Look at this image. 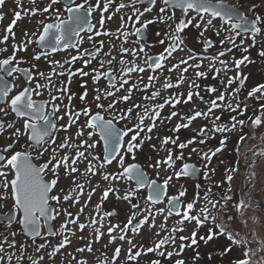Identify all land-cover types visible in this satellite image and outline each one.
<instances>
[{"label":"snow or ice","instance_id":"6c2138e0","mask_svg":"<svg viewBox=\"0 0 264 264\" xmlns=\"http://www.w3.org/2000/svg\"><path fill=\"white\" fill-rule=\"evenodd\" d=\"M6 0H0V8L5 5ZM43 0H39L42 3ZM161 5L158 14L151 19L142 20L146 13H152L157 4V0H149L150 6L141 8L136 5L143 4V0H48V3L42 8L38 6V0H27L29 7H24V0H14L17 9L14 12V19L7 27L6 34L0 39V44H6L11 36L13 43L11 45V54L0 58V208L7 207V201H12V207L8 212L0 214V220L4 221L5 230L13 222L20 226V233L29 238L33 244V251L41 253L46 247L51 246L49 237L61 236L60 242L52 247V251L47 255L55 264V256L61 254V250L72 246L71 237L76 236L77 231L83 233L89 229L88 237L80 235L77 237L85 241L82 246L75 248V253H92L93 244L100 243L102 238L107 236V244L103 245L107 249L110 245L120 241L114 249L112 259L109 261L105 257V264H117L121 256L123 244H127V253L124 264H140V258L143 255L154 253L157 256L170 260L173 255H180L186 247L180 244V251H167V246H175V232L183 231V225L187 221L195 222L202 226L211 221L216 232L209 229L207 239L201 236L200 239L207 243L208 240L218 238L220 235L226 236L230 241L227 248L224 249L221 256L227 255L233 247L243 249V259L235 260L233 264H264V239L258 237L254 229L247 226L245 219L246 213L259 209L264 213V200L257 202L246 188H242V197H237L233 190L232 182L235 177L233 173L236 168L226 170L225 179L230 182L227 190L218 199H213L211 187L203 192L201 196L202 185L199 183L201 172L203 177L209 179L208 165L213 156L222 150L227 135H223L220 140L221 147L208 152H201L198 148L192 147L191 153H199L202 160L206 162L203 168L197 167L191 163H184L179 170H175V160L184 159L183 149L193 144L204 145L208 139H212L216 134H225L237 130V125L243 129L245 120L237 119V115H231L232 123L229 125L221 120L224 111L244 115L248 105L244 104L239 98V93L244 87L247 75L240 77V68L254 63L248 55L241 59L233 58V64L237 70L235 77L228 76L227 82L221 77V74L227 75L232 70L229 61L222 59L226 53L233 52L234 49H240L247 53L250 48L256 47L258 43L264 44V39L258 41L257 37H264V15L255 11L257 5L246 4L249 15L234 5L228 4L225 0H160ZM62 5V7H56ZM130 8L132 14L125 20L120 17L121 27L116 33L105 30L106 21H111L113 17L123 9ZM179 12V17H177ZM99 14L97 23H93L94 14ZM66 14V15H65ZM43 17L36 19V31L29 34L25 31V40L21 43H15V33L13 27L22 17ZM133 17L135 20L133 21ZM3 19V13L0 12V20ZM219 20L217 27L214 21ZM127 21H133V31L129 32L126 28ZM154 23L164 24L167 31L164 33L165 39H160L158 43L167 45L163 52L153 57L145 52L146 45L140 41L144 39L145 30ZM140 25L136 27L135 25ZM193 27L199 30V36L203 38L205 33L213 30L221 46H226L225 50L217 52L215 55H201L193 53L190 48H185V30ZM135 36L134 44L139 48L124 47L129 36ZM157 36L161 33L157 32ZM101 36H115L122 43L119 46L120 59L118 67H113L116 62L114 51L117 45L108 41V50L104 51L105 41L97 39ZM251 40V44L246 45L245 41ZM239 40V44L237 43ZM87 41L91 47L83 48ZM203 51L214 47L213 41L203 39ZM35 45L39 51L34 52L32 60H45L50 66L49 71L40 70L39 65L30 63L18 53L27 52L29 46ZM154 47V45H147ZM68 54V58L60 61L53 57L59 52ZM177 51L187 52V55L181 57L176 63L167 66V61L174 58ZM8 52L7 47H0V54ZM75 52V54H72ZM131 56L126 59L125 55ZM140 54H143L141 57ZM261 58H264V47L258 52ZM103 57H107L104 59ZM138 58L142 63L137 62ZM208 61L207 71H200L204 67V61ZM77 61L88 67L94 61L97 67L92 68L91 72L84 68L72 71L70 65ZM29 64V67H22L23 64ZM219 64V67H217ZM246 66V65H245ZM192 70L195 79H191L188 74ZM146 71L150 72L147 76V83L141 75ZM162 86L156 88L164 72ZM212 72V79H219L221 89L215 86H207L204 91L214 94L219 91V95L210 101H205L204 96L200 94V85L198 80L207 79L208 73ZM136 74L133 81L132 74ZM172 73H177L175 82L172 79ZM68 77L67 82L61 80L57 82L54 77ZM79 75L88 77L94 84L103 78L107 81V87L94 89V96L89 102L87 100L88 92L85 85V91L79 95V100L84 103V107L79 110H73L68 105H63L64 97L67 94L69 104L75 94H68L67 85L72 83V78ZM23 78L24 86L20 88L17 81ZM239 81V86H231ZM187 82L188 89L185 96L184 92H171L167 97H162V91L179 89ZM127 86V87H126ZM20 88L16 94L11 95L14 89ZM231 88V91H228ZM154 89V90H152ZM143 93L140 100H133V92ZM126 94L120 95L121 92ZM47 93L49 99H35L42 97ZM259 94V95H257ZM249 98L257 101H264V83L253 87L248 93ZM194 97L206 104V110H197L195 106L191 114L182 115L177 106L181 103L187 105L193 101ZM158 99L162 102L154 103ZM107 102V103H105ZM131 102V103H129ZM95 105L96 111L92 110L91 105ZM173 110L169 115L163 116L165 107ZM219 109L221 115H215ZM239 110V111H238ZM14 114V119H8ZM107 114L108 118H105ZM179 118L181 122L177 123L172 129L178 133L181 129H188L197 118H203L212 125L200 127L191 139L186 142H179V137L166 136L161 140L159 150L171 144L181 150L180 154L173 159L171 148L167 149V157L163 160H156L148 166L156 170L157 179H150L147 173L138 163H129L126 165V157L131 155L132 160L136 159V151L141 149L145 141H151L157 122L164 124L171 122L173 118ZM66 123H60L61 121ZM253 129L264 124V103L259 104V114L249 116ZM148 121V123H146ZM75 128L74 132L70 129ZM65 135L60 138L59 134ZM209 132L211 135H209ZM144 134V135H142ZM199 137V139H197ZM159 138V137H157ZM245 137L242 135L240 140ZM21 141L23 144L21 145ZM17 145H21L18 150ZM156 149V145H151ZM264 157V150L259 153ZM255 158V154H254ZM36 161H42L36 163ZM80 165H84L83 168ZM115 165V171H108ZM171 170L172 175H166L162 183L158 182L160 170ZM63 170V172H61ZM215 173V169H211ZM254 177L255 172L250 174ZM50 177L45 179V177ZM11 177V178H9ZM99 177L97 180L96 178ZM196 178L195 193L193 199L189 202L182 200L186 196V189L181 185L178 195L169 196L168 189L173 179ZM70 181L68 189L59 188L61 179ZM95 181V183H93ZM115 181L126 183H135V188H129L127 192L120 195V188L114 186ZM254 180L250 179L248 187H251ZM107 187L102 188L101 185ZM87 186V187H86ZM220 187V184H216ZM147 189L146 203L141 207L133 203L131 197L140 189ZM58 189V190H57ZM101 190L99 202L94 206V214L85 222H80L79 217L84 215L89 202L97 190ZM55 193V194H53ZM117 200H123L130 204V211L126 222L113 223L111 218L116 216L115 210L103 211L102 205L109 199V194ZM84 204L79 207L77 213L73 214L60 207L62 203L71 201L70 207L80 204L81 198L85 197ZM203 200V205L198 206ZM223 201V203H221ZM166 203L165 208H158L157 205ZM198 209L195 215L191 213ZM64 215L66 219L60 224L59 229L53 227V222ZM173 215L179 217L177 224L168 229L167 221ZM157 216H163V223L159 225V230L155 233L160 236L161 232L165 235L154 243V246L144 248L142 244L134 243L130 238L129 232L133 235L139 234L143 225L156 228ZM107 219V224L105 220ZM149 221H151L149 223ZM135 222V223H134ZM72 225L73 227H69ZM67 233V234H66ZM13 239L8 244L9 248L16 247L15 237L17 232L8 233ZM196 232L192 233L191 244L196 245ZM37 238L45 241L39 245L36 244ZM181 241L186 240L180 236ZM7 240V236L5 237ZM27 246L23 243L19 246V257L16 258L17 264H21L24 259ZM71 259L68 264H88L86 259H77L72 252L66 253ZM15 253L5 254L2 244H0V264H12ZM212 254L209 253V259ZM256 259H253V258ZM30 264H42L44 255L35 257L28 256ZM199 259V252L193 257V260ZM149 264H161V259H152ZM175 264H185L183 259H177Z\"/></svg>","mask_w":264,"mask_h":264},{"label":"rangeland","instance_id":"374dc122","mask_svg":"<svg viewBox=\"0 0 264 264\" xmlns=\"http://www.w3.org/2000/svg\"><path fill=\"white\" fill-rule=\"evenodd\" d=\"M260 6L256 7V12L264 15V0H259ZM119 2V0H117ZM125 3H128V0H124ZM244 2V1H243ZM48 3V0H43L42 3H39L38 0V6L43 7ZM137 7L141 8L143 10V7L150 6L149 0H143V4H137ZM162 6L160 0H157V4L155 8L153 9L152 13H146L145 16L142 18V20L151 19L152 17L156 16L158 14L159 7ZM24 7H29L27 0H24ZM57 7V6H56ZM59 7V6H58ZM261 7V8H259ZM17 9V5L14 3V0H6L5 5L0 8V12L3 13V19L0 20V39L3 38V36L6 34V29L9 26V24L12 23L14 19V12ZM244 10V9H243ZM245 13L252 15V13H249L244 10ZM131 9L125 8L120 13H117L111 21H106L105 23V30H108L112 33H116L117 29H120L121 27V20L120 17L124 16L125 20H127V17L131 15ZM179 12H177V17H179ZM43 17L37 16V17H22L19 21L16 22L15 26L13 27V32L15 33V43L19 44L22 41H24L26 38L24 36L25 31H27L29 34L36 31V19H41ZM99 19V14H94L92 22L95 24L97 23ZM135 20V17H133V21ZM133 21H127L126 28L129 32L133 31ZM216 23L217 27L219 26V20L217 19L214 21ZM136 27H139L140 25H135ZM167 31V28L164 24L161 23H154L148 26L146 29L147 32V39L141 40L140 43L146 45L145 52L148 55H159L161 52H163L164 47L167 45L168 41L166 40L165 45H160L158 41L160 39H165L164 33ZM160 32L161 35L157 36L156 33ZM185 38V45L184 47L190 48L193 53L201 54V55H215L219 51L225 50L226 46H221L219 43V40L222 37H217L213 30H209L205 33V36L201 38L199 36V30L190 27L189 29L185 30L184 34ZM97 39H101L105 41L104 45V51L108 50V41L112 40L113 43L117 45L116 51H114V55H116L117 59L114 63L113 67H118V61L120 59L119 54V46L123 42L122 38L121 40H117L115 36L109 37V36H101ZM203 39H210L214 43V47L208 50V53H204L203 51ZM258 41L261 39H264V37H257ZM136 40L135 36H129L128 41L124 43V47L127 48H139L138 44H134L133 41ZM13 39L10 36L9 40L6 42V44H0V47H7L8 52L0 54V58H4L7 55L11 54V45L13 43ZM237 43L239 44V40H237ZM245 44H251V40L247 39L245 41ZM147 45H154V47H147ZM91 45L85 41L83 44V48H90ZM264 47V44L258 43L256 47H252L249 49L247 53L242 52L240 49H234L231 53H226V55L222 58L224 60L229 61V66L232 68L231 71L227 73V75L221 74L220 78H223L225 80V83L227 82V77H235L237 75V70L234 67L233 64V58L235 59H241L244 55H248L250 60L254 61V63L248 64L245 62V65H242L239 72L240 77L243 78L245 75H247L248 79L244 83V87L241 89L239 93V98L243 101L241 104V109H243L244 104L248 105L247 111L244 115H238V113H230L228 111H224L221 117V120L223 123L231 124L232 121L230 120L231 115H237V119L245 120V125L243 126V129H240V126L237 125V130L230 133L225 134H216L214 138L208 139L207 142L204 145L200 144H193L190 145L188 148L183 149V153L187 158L186 161H190L195 157H199V153H191V157L189 158L190 151L192 147L198 148L202 152H208L209 150H215L217 147H221L220 140L222 139L223 135H227L228 139L225 141V145L222 147V150L217 153L215 156L212 157L211 162L208 165V171H209V179H205L203 177V172H201L199 183L202 185L201 189V196H203V192L207 191L209 187L212 189L213 199H218L220 196L224 194V192L227 190L229 183L225 179L226 170L231 168H236L238 165L239 169L235 173H233L235 180L232 182L233 190L236 192L237 197H242L243 193L241 192L242 188H246V190L250 193V195L257 201L264 200V157L260 156L259 153L261 150H264V124L258 126L257 128L253 129L251 127V121L248 120L249 116H253L254 118V110L255 114H259V104L264 103V101H257L254 98H249L247 96V93L258 84L264 83V58H261L258 55V52L261 50V48ZM39 51V49L35 45H31L28 48L27 52H20L18 53L19 57H23L24 59L28 60L30 63H36L39 65L40 70L45 71L46 73L49 71L50 66L47 64V62L43 59L41 61H34L32 60V56L34 52ZM72 54H75L73 52ZM126 59H131V56L124 54ZM174 58L169 59L167 61V66L170 67L171 64L176 63L177 60L181 57H184L187 55V52H180L177 51L173 54ZM142 57L143 54H140ZM54 59L63 61L68 58V54L65 52H59L53 55ZM104 59H107V57H103ZM139 63H142V60L138 58ZM26 66L29 64H25ZM207 65L208 61H204V67L200 69V71H207ZM71 68L72 71H75L79 68H84L85 71L91 72L92 68L97 67L96 62L94 61L92 64H90L88 67H84L83 63L80 61H77L75 64L68 66ZM217 67H219V64H217ZM150 74V72L146 71L145 73L141 74L144 77V82L147 83V76ZM168 73L165 71L164 74L161 76L160 81L157 82L156 88H160L162 86L164 76H167ZM172 79L173 82H175V78L177 76V73H172ZM191 79H195L194 73L192 70L188 74ZM212 72L208 73L207 79H201L198 80L197 83L200 85V94L204 96L205 101H210L215 96H218L220 93L217 91L214 94H209L204 89L207 86H215L218 89H221V85L219 83V79H212ZM133 81L136 79V74H132ZM54 80L57 82L63 80L65 83L67 82V75L64 77H54ZM17 83L22 87L24 85V82L22 79H19ZM85 85L86 90L88 92L87 100L90 102L94 96V89L96 87H99L101 89H104L107 87L106 81L102 78L98 84H94L91 75L88 77H80L79 75L72 78V83L70 85H67L69 88L68 94H75L71 104H69V101L67 100V94L64 97L63 105H68L73 110H79L80 108L84 107V103H82L79 100V95L83 94L85 91V87H81V85ZM239 86V81L234 83L231 88H236ZM127 87V86H126ZM231 88L228 91H231ZM14 89V91L18 90ZM188 84L187 82L182 85L179 89H171L168 91H162L161 96L167 97L170 95L171 92H184L185 96L187 93ZM154 90V89H152ZM223 90V89H221ZM12 92V93H13ZM126 94L125 92H121L120 95ZM143 93L136 92L134 90L133 92V100L139 101ZM259 95V94H257ZM39 99L47 100L49 99L47 93H45L42 97H34ZM162 102L161 99H158L154 103H160ZM107 103V102H105ZM131 103V102H129ZM197 110H206V104L202 103L199 99H196L194 97L193 101L189 102L187 105L181 103L177 106V110L182 115H189L191 114V110L193 107ZM92 110L95 112V105H91ZM173 109L170 107H165V109L162 112L163 116H167L170 114V112ZM239 111V110H238ZM215 115H221V111L217 109L215 111ZM105 117H107V114H105ZM8 119H14V114L10 115ZM67 121H61L60 123H66ZM177 122H187L181 121L178 117L173 118L171 122H165L164 124H160V122H157V127L154 129L152 135L151 141H145L141 149H138L136 151V158H138L142 163L146 164L147 166L150 163L155 162L156 160H163L167 157V148H171L173 152V157L175 154L176 149L180 151L179 148L169 144L165 146L163 150L160 149L161 140L166 137L170 136L175 138L176 136L179 137V142H186L187 140L191 139L194 135H196V132L199 130L200 127L204 126L205 124L208 125V129H211L212 125L209 121L203 119V118H197L193 123L190 125L188 129H182L178 133L173 132L172 129L175 127V124ZM148 123V121H146ZM71 132L75 131V128L70 129ZM65 135V133L61 132L59 134L60 138ZM144 135V134H142ZM209 135L211 133L209 132ZM244 136L245 139L243 141L240 140L241 136ZM159 137V138H157ZM199 139V137L197 138ZM242 144V160L239 161V164L237 165V153H236V144ZM23 144V141H21V145ZM263 144V145H262ZM21 145H17L16 149L18 150ZM151 145H156V148L159 149H153ZM257 147V148H256ZM251 151L255 152L257 151L255 158H251ZM131 155L126 157V164L129 163L131 160ZM175 160V159H174ZM185 161V162H186ZM196 161V160H194ZM198 161V160H197ZM41 162V161H36ZM139 162V161H136ZM206 161L201 160L198 161L199 167L203 168V165ZM184 163L183 160H175V170H179L181 165ZM81 168L84 167V165H80ZM215 169V173H211V169ZM148 171L154 176H156V170L154 168H151L148 166ZM115 165L110 167L108 171H115ZM255 172L254 177H252L250 174L252 172ZM63 172V170H61ZM166 175H172V171L168 170L165 171L163 168L160 170V179H164ZM10 178V177H9ZM45 178H50L46 176ZM157 178V177H156ZM97 180L99 177L96 178ZM254 180V183H252L251 187H248L249 180ZM95 183V181L93 182ZM197 183V179L191 180L185 177H181L179 179H173V181L170 182L169 189H168V195H174L179 194V191L181 190V185L184 186L186 189V196L182 199L185 202H189L193 199L194 193L196 191L195 184ZM220 184V187H216V184ZM70 184V181L64 180L63 178L60 181L59 188H65L68 189V186ZM114 186L120 188V195H123L125 192L128 191L129 188H135V184L126 183L123 181H115ZM87 187V186H86ZM102 188L107 187L106 184L101 185ZM58 190V189H57ZM55 194V193H53ZM101 190H97V192L93 195L91 201L89 202L88 208L85 209L84 215H81L79 217L80 222H85L91 215L94 214V206L99 202V197L101 195ZM146 192L145 189H140L136 192L134 195L135 197V203L139 204L141 207L145 206L146 203ZM85 197L81 198L80 204L76 206L70 207L71 201L67 203H62L60 207L67 209L68 211L72 212L73 214L77 213L79 210V207L84 204ZM223 203V201H221ZM203 205V200L199 202L198 206ZM12 206V201H7V207L0 208V213L6 212L10 207ZM158 208H165L166 203H162L160 205H157ZM115 210L117 215L111 218V221L113 223L116 222H126L127 216L130 211V204L128 202H125L123 200H117L115 197L112 196V194H109V199L102 205V212L103 211H112ZM198 209H194V211L191 213L192 215L196 214V211ZM66 219L64 215H60L55 221H54V227L55 229H59V226L63 221ZM107 219L105 220V224H107ZM180 218L173 215L169 218L167 221V227L168 229H171L174 225L176 227H180V225L177 224V221ZM247 221V226L250 229H254L257 232L258 237L264 239V213H261L259 209H256L253 212L246 213L245 217ZM151 221H149L150 223ZM163 216H157L156 218V228H149L147 224L143 225L141 228V231L139 234L133 235L131 232H129V236L131 239H133L134 243L136 244H142L144 248L152 247L154 246V243L157 242L160 238H162L165 233L161 232L160 236H156L155 233L159 230V225L163 223ZM211 224V221L208 223L203 224L202 226H197L196 223L193 221L191 223L185 222L183 225L184 230L183 231H177L175 232V246H167V251H173L176 252L180 251V244L183 243L186 247L184 248L183 252L180 255H173V257L170 260H165L159 256H157L154 253H149L147 255H143L140 258V264H149V261L152 259H161V264H175V261L177 259H183L185 261V264H233L235 260L243 259L244 256L239 252L240 247H233L230 252L227 253V255L221 256V253H223L224 249L227 248L230 244V241L226 238L224 235H220L218 238L214 235V238L211 240H208L207 243H205L204 240H201L200 237L203 236L205 239H207V236L209 234V229H213V233L216 232L215 227H213ZM69 227H73L72 225H69ZM15 231L17 232V236L15 237L16 240V247L15 248H9L8 244L13 239L10 235H8L9 232ZM196 232V245H191V247H188L187 245L191 244L192 239V233ZM67 234V233H66ZM80 235H84L85 237H88L89 235V229H85L83 233L77 231L76 236L71 237L73 243L71 247H66L65 249L61 250V254H57L54 258L55 264H68L71 257H69L66 253L72 252L74 255H76L77 259H86L88 261V264H105V257L110 261L112 259V256L114 254V249L117 245H119L121 242L116 241L115 244L110 245L107 249L103 248V245L107 244V236L105 235L100 243L93 244V252L92 253H75V248L82 246L85 241L78 239ZM7 236V240H5V237ZM180 236H184L187 239L184 241H181L179 239ZM51 246L46 247L44 250H42L41 253H35L33 251V244L32 241L25 237L23 234L20 233V226L17 225L15 222L7 229L5 230L4 224L0 223V244L3 245L5 254H13L15 253V256L13 258L12 264H17L16 258L19 257L20 253L18 251L19 246L21 243L27 246L24 259L21 261V264H30V261H28V256H37V255H44V260L42 264H52V259L47 255L48 252L52 251V247L57 245L60 240L62 239L61 236H55V237H49ZM45 243L44 240L40 239L36 243L37 245ZM128 245L125 243L122 246L121 249V256L119 260L117 261V264H124L126 259V253H127ZM199 252V259L193 260V257L196 256V253ZM209 253L212 254L211 259H209ZM253 259H256L255 257ZM4 264H7V261L5 260ZM75 264V262H73Z\"/></svg>","mask_w":264,"mask_h":264},{"label":"trees","instance_id":"16d2710c","mask_svg":"<svg viewBox=\"0 0 264 264\" xmlns=\"http://www.w3.org/2000/svg\"><path fill=\"white\" fill-rule=\"evenodd\" d=\"M227 1H229L230 3H232V4H234V5H236V6H238V7H240L241 8V6L242 5H246V4H255V5H257V6H260L261 4H259V0H227ZM244 1V2H243ZM259 8H261V7H259ZM242 10L244 9L245 11H247L248 12V8L247 7H242L241 8ZM243 10V11H244ZM255 11H256V8H255ZM250 13V12H249ZM182 130V129H181ZM236 146V153H237V165L239 164V161H241L242 160V156H241V153H242V144H240V143H238V144H236L235 145ZM257 148V147H256ZM156 149H159V148H156ZM168 149V148H167ZM175 151V154H174V157H173V159H175V156H177V155H179L180 154V152H181V150L179 151L178 149H176V150H174ZM202 152V151H201ZM256 153H257V151H255V152H253V151H251V158L252 157H254V154L256 155ZM183 155H184V153H183ZM187 158V156H185L184 155V160ZM183 160V159H182ZM194 160H198V161H200L201 162V157H200V154H199V157H195L194 158ZM130 161H139V163L147 170V173H149V174H151L150 172H151V170H150V172L148 171L149 169H148V166L146 165V164H144V163H142V161H140L138 158H136L135 160H130ZM239 166V165H238ZM236 167L237 169H239V167ZM151 176L152 177H154V175L153 174H151ZM156 177V176H155Z\"/></svg>","mask_w":264,"mask_h":264},{"label":"flooded vegetation","instance_id":"af4514ba","mask_svg":"<svg viewBox=\"0 0 264 264\" xmlns=\"http://www.w3.org/2000/svg\"><path fill=\"white\" fill-rule=\"evenodd\" d=\"M59 7H62V5H58ZM57 6V7H58ZM66 15V14H65ZM21 66H23V67H25L26 65L25 64H23V65H21ZM28 66V65H27ZM26 66V67H27ZM29 67V66H28ZM21 79V78H20ZM20 88H22V87H20ZM20 88L18 89V90H16V91H14L13 93H11V95H13L14 93H16L17 91H19L20 90ZM38 163H40V162H38ZM243 196V195H242ZM183 198V197H182ZM184 199V198H183ZM240 250L241 251H239L241 254H242V256H243V249L242 248H240Z\"/></svg>","mask_w":264,"mask_h":264},{"label":"water","instance_id":"95a60500","mask_svg":"<svg viewBox=\"0 0 264 264\" xmlns=\"http://www.w3.org/2000/svg\"><path fill=\"white\" fill-rule=\"evenodd\" d=\"M225 2L228 3V4L233 5L232 3H230V2H228V1H226V0H225ZM144 38H145V36H144ZM153 57H155V56H153ZM132 163H136V162H132ZM186 163H191V164L196 165L195 163H192V162H186ZM143 170H144V169H143ZM144 171H145V170H144ZM146 190H147V189H146ZM147 192H148V190H147ZM8 211H9V209H8L6 212H8ZM0 222H4V221L0 220ZM36 242H38V238H37Z\"/></svg>","mask_w":264,"mask_h":264}]
</instances>
